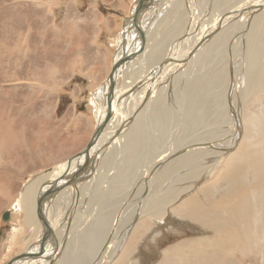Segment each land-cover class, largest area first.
Wrapping results in <instances>:
<instances>
[{"label":"bare ground","instance_id":"1","mask_svg":"<svg viewBox=\"0 0 264 264\" xmlns=\"http://www.w3.org/2000/svg\"><path fill=\"white\" fill-rule=\"evenodd\" d=\"M205 1L134 0L117 33L111 73L90 97L99 124L93 141L21 185L20 158L39 152L50 113L40 109L39 126L35 99L19 89L0 103V195L10 198L18 186L7 221L21 213L30 228L25 243L38 237L10 264H240L248 250L264 264V0H208L211 13L197 16ZM19 13L15 23L26 20V43L39 14L29 7ZM224 60L226 80L217 65ZM225 105L236 124L228 119L215 130ZM208 119L210 129L202 124ZM144 123L157 132L145 135ZM3 152L17 167L11 177L2 169ZM103 169L90 203L87 175ZM166 227L199 235L178 233L162 249Z\"/></svg>","mask_w":264,"mask_h":264},{"label":"rangeland","instance_id":"2","mask_svg":"<svg viewBox=\"0 0 264 264\" xmlns=\"http://www.w3.org/2000/svg\"><path fill=\"white\" fill-rule=\"evenodd\" d=\"M133 4L134 0H0V103L7 104V101H10L17 94L14 92L19 89V92L25 95L30 94L35 99L37 105L33 104L36 108H34L36 111L34 114L38 115L39 126L43 118L40 109L44 105H46L47 114L50 113L51 119L47 126L49 135H43V138L46 139L42 140V145L37 147L39 155L46 164L26 169L28 173L19 179V185L42 171L48 170L56 163L73 159L87 144L93 141L94 129H97L99 124L96 123L94 117V107L89 103L90 97H93L92 93L104 83L111 73L110 66L118 53V47L115 45L116 40L119 37L118 34L122 32L124 23L131 17L133 10L130 7L133 8ZM207 5L208 0L199 7L201 9H198L197 16L211 13L205 12ZM28 7L37 10L39 15L34 21V27H32L34 36L25 43L23 34L27 29L25 27L26 20L18 25V20L15 23V19L21 16L19 12L22 9ZM13 8L17 10L14 11ZM3 15L6 19L5 26H1ZM163 24L165 23L158 25L159 29L155 28L159 38L164 35L160 34L162 30V33L164 32L166 27ZM133 42L132 49L136 45L138 46V39L135 38ZM29 48L33 51L28 50ZM185 52H187V48H185ZM2 61L5 62L2 63ZM224 62L221 61L217 65L225 67V72L220 78L226 80L228 78V61L224 60ZM14 75L16 78L19 76L18 79H14ZM127 76L132 77L130 72L127 73ZM165 76L167 77V75ZM165 76L161 78L162 81L164 80L163 82L168 79ZM178 82L180 83L179 77ZM218 89L216 88V90ZM234 90H239L238 93L241 92L239 87ZM226 103H230L229 97ZM226 108H228L227 105L223 109L224 116L216 121L218 123L214 127L215 130L219 126L227 125L228 119L232 124H236L237 119L232 118L231 112L229 113ZM252 111L254 110L252 109ZM209 120L202 123L206 125V129L211 128L207 125ZM43 121L46 122V120ZM30 127H34V124H30ZM151 128L154 130L152 133L155 134L157 128L152 127V125L148 128L144 123L145 135H149ZM26 135L28 139L32 136L29 133ZM46 141H52V144L56 146H64L59 147V150H63V152H57L58 154L55 151L48 152L49 150L45 148ZM36 154H31L32 162H35L33 157ZM9 157L7 152H3L1 165H4L2 169L8 170L6 176L11 177L13 173L10 171L17 170V167L14 165V160ZM126 166H128L127 163L124 167ZM32 169H36L33 171L34 174L30 172ZM101 171V175H87L86 190L89 191V194L84 197L90 203H96L97 199L94 197L100 190V182L97 183L99 186L95 191H93L94 185L96 181L100 180L99 177H105L103 172L107 170ZM1 179L5 180V177ZM10 182L12 183V180ZM132 189L135 190L133 186ZM13 190L14 194L11 193L10 198L0 195V264L9 263L10 258L14 255L38 244L36 243L38 237L32 245L25 243L29 237L30 228L24 223L21 213L13 211L14 215L10 223L3 220V214L12 209L11 205L15 200L13 196L17 193L18 186L13 187ZM124 197L125 194H122L118 201ZM65 201L64 195L60 193L57 202L64 204ZM59 211L56 218L61 220L64 218L62 216L65 206L59 205ZM18 215L20 216L18 217ZM81 219L82 216H79V225L82 223ZM11 224L14 225L13 230ZM164 233L162 237L166 235V239L161 243L162 249L177 242L180 238L179 234L188 235L192 238L199 235V233L192 231L184 233L172 231L169 227L165 228ZM40 245L42 246V243ZM247 252L246 255H243V261L240 264H263L261 259L252 255L253 252H249V250Z\"/></svg>","mask_w":264,"mask_h":264},{"label":"crops","instance_id":"3","mask_svg":"<svg viewBox=\"0 0 264 264\" xmlns=\"http://www.w3.org/2000/svg\"><path fill=\"white\" fill-rule=\"evenodd\" d=\"M74 120V119H72ZM46 130L48 131V129L46 128ZM38 143H39V146L42 145V139H38ZM33 144H35V142H33ZM36 145V144H35ZM48 145V144H47ZM47 145H45V148L48 150V147ZM62 145H59L57 146L58 149L55 151V153L59 152H63V150H59V147H61ZM64 147V146H62ZM48 152H51L50 150ZM54 152V151H52ZM58 154V153H57ZM33 159L35 160V162H32V159H31V154L30 155H27V156H24V157H21L20 158V164H22L24 166V171H26V169H30L32 168L30 166L31 163H36L37 165H44L46 164V162L44 161V159L39 155V153L37 152L36 156L33 157ZM66 159V158H65ZM65 159H62V160H65ZM62 160H59V161H62ZM34 170L36 169H32L30 172H33ZM25 173H28L27 171Z\"/></svg>","mask_w":264,"mask_h":264},{"label":"water","instance_id":"4","mask_svg":"<svg viewBox=\"0 0 264 264\" xmlns=\"http://www.w3.org/2000/svg\"><path fill=\"white\" fill-rule=\"evenodd\" d=\"M9 216H10L9 211H6V212L3 214V220H5V221L9 220ZM9 262H10V261H9ZM7 264H10V263H7Z\"/></svg>","mask_w":264,"mask_h":264}]
</instances>
